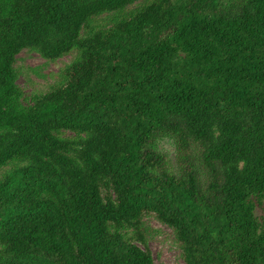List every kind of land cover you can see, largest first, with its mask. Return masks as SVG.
<instances>
[{"label":"trees","instance_id":"trees-1","mask_svg":"<svg viewBox=\"0 0 264 264\" xmlns=\"http://www.w3.org/2000/svg\"><path fill=\"white\" fill-rule=\"evenodd\" d=\"M137 1L0 0V168L23 163L0 180V264H154L151 213L187 264H264V0H152L92 26ZM25 48L78 51L29 105Z\"/></svg>","mask_w":264,"mask_h":264},{"label":"rangeland","instance_id":"rangeland-1","mask_svg":"<svg viewBox=\"0 0 264 264\" xmlns=\"http://www.w3.org/2000/svg\"><path fill=\"white\" fill-rule=\"evenodd\" d=\"M152 0H141L130 4L124 9L116 12H106L94 17L91 21L95 29L109 28L120 19L129 16L139 10L142 6ZM234 0H226L232 3ZM86 31H83L84 36ZM78 51L63 55L58 59H47L33 48L23 49L16 57L14 68L18 74V85L23 94L24 105L32 104L36 97L41 96L53 88L60 86L64 80L62 71L77 57ZM70 131L62 132L64 137H74ZM154 148L167 156L173 171H178V144L174 137H159L154 142ZM20 161H12L0 168V180L4 176L21 166ZM258 215L264 217V211L258 210ZM146 227V239L148 248L154 259V264H187L183 257L181 243L177 239L174 230L162 223L154 213L147 214L144 218Z\"/></svg>","mask_w":264,"mask_h":264}]
</instances>
